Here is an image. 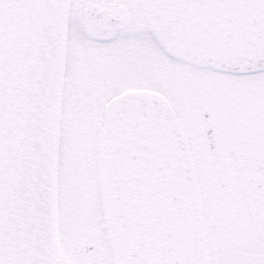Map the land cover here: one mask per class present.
I'll use <instances>...</instances> for the list:
<instances>
[{"label":"snow or ice","instance_id":"obj_1","mask_svg":"<svg viewBox=\"0 0 264 264\" xmlns=\"http://www.w3.org/2000/svg\"><path fill=\"white\" fill-rule=\"evenodd\" d=\"M0 264H264V0H0Z\"/></svg>","mask_w":264,"mask_h":264}]
</instances>
